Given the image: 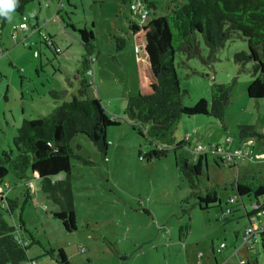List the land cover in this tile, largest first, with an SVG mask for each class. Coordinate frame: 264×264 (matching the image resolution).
I'll list each match as a JSON object with an SVG mask.
<instances>
[{
  "label": "rangeland",
  "instance_id": "1",
  "mask_svg": "<svg viewBox=\"0 0 264 264\" xmlns=\"http://www.w3.org/2000/svg\"><path fill=\"white\" fill-rule=\"evenodd\" d=\"M131 1L136 2L33 0L24 12L27 20L14 14L3 28L0 25V152L14 150L13 136L24 117L46 115L59 104L50 98L52 89L64 92L61 101L70 99L72 93L79 94L83 76L91 80L90 94L98 96L108 115L120 123L108 129L111 143L106 156L85 136L72 140L77 154L71 182L77 230L67 231L53 216L59 206L43 195L37 181L31 184L32 198L24 206L25 185L7 189L9 197L20 195L22 203L14 213L3 211L5 219L28 241V254L38 258V264H57L59 249L70 264H204L208 258L209 264H264L261 237L257 235L251 249L244 233L254 199L240 198L235 189L237 178L264 180V163L241 158L236 167L210 150L212 144L227 149L228 136L239 140V124L256 125L259 131L264 126V98L255 100L247 94L255 78L251 65L245 68L234 60L236 52L247 50V39L236 33L210 59L202 38L200 55L176 52L180 86L186 90L184 103L191 105L201 97L210 100L213 84H231L227 130L211 115H195L183 116L174 133L177 141L190 138L178 155L193 161L198 146L207 153L200 176L202 192L213 182L220 185V201L202 209L197 197L190 195L174 150L151 162L142 160L139 149H145L144 139L126 120L127 101L138 92L137 50L128 34L129 20L148 22L131 12ZM154 1L158 6L149 8L150 17L166 14L169 0ZM24 20L26 27L15 28ZM84 27L94 31L99 50L92 55L91 76L82 63L85 51L78 30ZM41 30L55 37L62 54L46 46ZM117 36L128 42L123 51L116 46ZM258 216L264 224V214Z\"/></svg>",
  "mask_w": 264,
  "mask_h": 264
},
{
  "label": "trees",
  "instance_id": "2",
  "mask_svg": "<svg viewBox=\"0 0 264 264\" xmlns=\"http://www.w3.org/2000/svg\"><path fill=\"white\" fill-rule=\"evenodd\" d=\"M31 1L33 0H19L11 18L14 14H20L27 20L24 12ZM144 2L149 18V8H157L156 1L136 0L131 1V5ZM131 5V12L141 20L140 14ZM165 7L166 14L150 17L147 23L129 20L128 34L137 50L135 70L138 92L129 97L125 116L132 129L144 139L145 149H139V157L151 162L174 150L176 158L181 162L180 169L188 181L190 195L197 197L200 208L209 209L220 201V185L213 182L205 192L200 189V176L207 164V153L198 146L193 161L178 155V150L186 146L190 138L187 135L177 141L174 133L183 116L195 115H211L227 130L225 118L226 107L230 102L231 84H213L210 100L201 97L191 105L184 103L186 90L180 86L174 63L176 52H187L188 57L200 55L199 38H202L210 48L209 59L214 58L216 51L227 40L232 39L236 33H241L248 41V48L236 52L234 60L245 68L246 64L251 65L255 78L248 85L247 94L255 100L263 99L264 0H169ZM8 21L9 19L0 17L1 27ZM21 23L28 25L24 20L15 28H19ZM78 31L79 42L85 51L82 55L83 69L91 76L94 63L92 55L97 51L96 37L94 31L86 27ZM41 36L54 53L64 52L54 36L43 30ZM127 43L125 38L116 37V46L120 51L126 48ZM78 72L80 73L79 70ZM88 77H82L79 94L72 93L70 99L61 101L60 96L64 92L52 89L50 98L59 101V104L46 115L24 117L13 136L14 150L0 152V264H38V258L28 254V241L15 233V227L4 217L3 211L14 213L22 203L20 195L9 197L7 189L25 185L21 204L24 206L32 198L31 181H37L43 195L59 206L52 212L53 216L61 221L67 231L77 230L71 184L72 160L77 154L73 150L72 140L77 135L85 136L106 156L111 143L107 138L108 129L120 124L108 115L103 101L90 94L88 87L91 80L89 82ZM238 137L239 140L236 141L230 136L227 137L226 141L231 144L227 149L219 144H212L210 150L219 154L220 161H227L233 166H237L241 158L252 160L256 151L255 148L247 146L246 142L264 141V127L259 131L256 125L239 124ZM236 150H240L242 154L249 151L247 155H238L229 160L225 153ZM261 158L264 161V154ZM235 189L239 197L247 196L256 200L261 212L264 211L263 179L237 178ZM259 213V210H253L247 217H257ZM23 226L24 222L21 221L20 228ZM257 235L261 237L264 245V228H260ZM225 244L220 246L226 247ZM51 251L49 250L50 253ZM58 258L57 264H70L63 249L58 250Z\"/></svg>",
  "mask_w": 264,
  "mask_h": 264
},
{
  "label": "built area",
  "instance_id": "3",
  "mask_svg": "<svg viewBox=\"0 0 264 264\" xmlns=\"http://www.w3.org/2000/svg\"><path fill=\"white\" fill-rule=\"evenodd\" d=\"M144 3H139V4H133L131 5V8L136 12V13H139L140 14V18H141V21H145L147 20L149 14H148V11L146 10ZM144 23V22H143ZM20 27H26V24L25 23H21L20 24ZM249 151V150H248ZM248 151H245L243 154L240 150H236L235 152H232V153H228L226 152L225 155L226 157L229 159V160H232L234 157L238 156V155H244V154H248ZM253 208H254V211H257L259 210L261 212V210L259 209V206L258 204H254L253 205ZM264 214V211L261 212ZM260 230V226H259V223L257 221H253L252 224L244 231V233L247 235L246 236V240L248 241V244L253 246L254 242L256 241L257 239V231ZM249 237H254L255 239H252L253 241H251L249 239ZM251 241V242H250Z\"/></svg>",
  "mask_w": 264,
  "mask_h": 264
},
{
  "label": "crops",
  "instance_id": "4",
  "mask_svg": "<svg viewBox=\"0 0 264 264\" xmlns=\"http://www.w3.org/2000/svg\"><path fill=\"white\" fill-rule=\"evenodd\" d=\"M138 18V17H137ZM150 18V17H149ZM149 18H147V20L149 19ZM55 38V37H54ZM56 41V40H55ZM94 62H95V60H94ZM95 74V71H94V68H92V72H91V75L92 74ZM78 74H80L79 72H78ZM264 127V126H263ZM238 143H236V145H237ZM246 144H247V146H249L250 148H255V151H256V156H255V158H253L252 159V161H254L255 160V162L256 163H262V162H264L263 161V159L261 158V156H263V154H264V141H253V142H251V141H247L246 142ZM238 166V165H237ZM236 166V167H237ZM249 180V179H248ZM31 182H33V181H31ZM34 183V182H33ZM238 197V196H237ZM256 200H253L252 201V206L254 205V204H256ZM254 210V208L252 207V210L250 211V213L252 212ZM260 212V211H259ZM261 213V212H260ZM248 214V213H247ZM253 221H257L258 223H259V226H260V228H264V224H262L261 223V219H260V217L259 216H257V217H251V218H249L248 217V225L247 226H250V224L253 222ZM246 226V227H247ZM256 242V241H255ZM255 245V244H254ZM227 246V245H226ZM211 248H212V250L213 251H215V243H214V239H211ZM220 248H221V246H220ZM201 258L202 257H204V254L202 253L201 254V256H200ZM242 259H244V257L242 258ZM244 261V260H243ZM209 263H211V261H210V259L208 258L207 259V261L206 262H204V264H209Z\"/></svg>",
  "mask_w": 264,
  "mask_h": 264
},
{
  "label": "clouds",
  "instance_id": "5",
  "mask_svg": "<svg viewBox=\"0 0 264 264\" xmlns=\"http://www.w3.org/2000/svg\"><path fill=\"white\" fill-rule=\"evenodd\" d=\"M18 2L19 0H0V17L11 20V13L14 12L18 6Z\"/></svg>",
  "mask_w": 264,
  "mask_h": 264
},
{
  "label": "water",
  "instance_id": "6",
  "mask_svg": "<svg viewBox=\"0 0 264 264\" xmlns=\"http://www.w3.org/2000/svg\"><path fill=\"white\" fill-rule=\"evenodd\" d=\"M240 198H241V196H240Z\"/></svg>",
  "mask_w": 264,
  "mask_h": 264
}]
</instances>
